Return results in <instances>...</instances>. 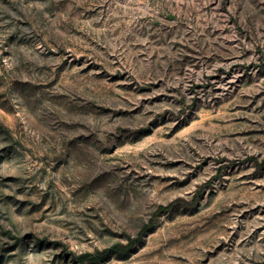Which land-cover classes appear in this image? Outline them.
Segmentation results:
<instances>
[{
    "label": "rangeland",
    "instance_id": "obj_1",
    "mask_svg": "<svg viewBox=\"0 0 264 264\" xmlns=\"http://www.w3.org/2000/svg\"><path fill=\"white\" fill-rule=\"evenodd\" d=\"M0 264H264V0H0Z\"/></svg>",
    "mask_w": 264,
    "mask_h": 264
},
{
    "label": "trees",
    "instance_id": "obj_2",
    "mask_svg": "<svg viewBox=\"0 0 264 264\" xmlns=\"http://www.w3.org/2000/svg\"><path fill=\"white\" fill-rule=\"evenodd\" d=\"M80 258V260H82L83 259V257H79Z\"/></svg>",
    "mask_w": 264,
    "mask_h": 264
}]
</instances>
